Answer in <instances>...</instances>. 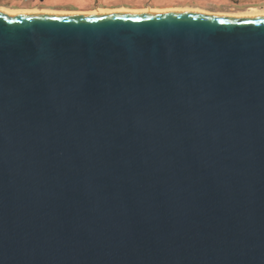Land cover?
<instances>
[{"label": "water", "instance_id": "1", "mask_svg": "<svg viewBox=\"0 0 264 264\" xmlns=\"http://www.w3.org/2000/svg\"><path fill=\"white\" fill-rule=\"evenodd\" d=\"M0 264H264V16L0 12Z\"/></svg>", "mask_w": 264, "mask_h": 264}, {"label": "rangeland", "instance_id": "2", "mask_svg": "<svg viewBox=\"0 0 264 264\" xmlns=\"http://www.w3.org/2000/svg\"><path fill=\"white\" fill-rule=\"evenodd\" d=\"M0 7L84 12L99 8H182L192 7L212 13H238L250 8L264 10V0H0ZM8 11V12H10Z\"/></svg>", "mask_w": 264, "mask_h": 264}, {"label": "bare ground", "instance_id": "3", "mask_svg": "<svg viewBox=\"0 0 264 264\" xmlns=\"http://www.w3.org/2000/svg\"><path fill=\"white\" fill-rule=\"evenodd\" d=\"M10 10L0 7V12H3L5 14L9 15H29V14H102V13H108V12H165V11H198V12H207L202 11L198 8H190V7H182V8H140V9H130L125 7L120 8H99L95 10L90 11H84V12H75V11H53V10H39L37 8L34 9H19V10ZM212 13V12H208ZM212 14H218V15H226V16H235V17H256V16H264V10H259L257 8H250L247 11L238 12V13H212Z\"/></svg>", "mask_w": 264, "mask_h": 264}]
</instances>
